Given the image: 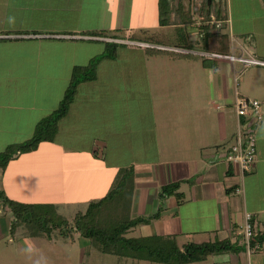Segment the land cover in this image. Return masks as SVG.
Returning a JSON list of instances; mask_svg holds the SVG:
<instances>
[{
    "label": "crops",
    "instance_id": "obj_1",
    "mask_svg": "<svg viewBox=\"0 0 264 264\" xmlns=\"http://www.w3.org/2000/svg\"><path fill=\"white\" fill-rule=\"evenodd\" d=\"M168 1L170 23L160 24L159 0H0V151L30 138L58 107L74 65L87 64L107 41L122 44L116 59L99 63L95 80L79 85L54 140L0 171V190L17 202L54 205L63 216L105 197L118 171L133 166L131 216H160L126 236L171 235L179 246L228 239L231 249L187 264H264V248L248 250L243 234L246 212L264 233V120L255 127L252 171L243 176L225 156L238 128L237 93L264 97V80L255 73L262 91L251 97L240 80L230 81L228 58L200 54L264 60V0H229L230 38L215 12L221 0H213L210 31L227 35V53L203 48L206 0ZM102 30L108 35L88 33ZM177 181L182 197L161 198L162 187ZM6 210L0 202V214ZM10 221L0 222L2 235Z\"/></svg>",
    "mask_w": 264,
    "mask_h": 264
},
{
    "label": "trees",
    "instance_id": "obj_2",
    "mask_svg": "<svg viewBox=\"0 0 264 264\" xmlns=\"http://www.w3.org/2000/svg\"><path fill=\"white\" fill-rule=\"evenodd\" d=\"M213 2L211 0L209 3V0H206L203 7L199 9V14L203 18V24L200 25L203 48L206 51L227 53L230 48L227 35L210 31L215 29L217 24L212 21L211 16L215 9L212 6ZM169 6L168 0H159L160 24L170 23ZM215 12L220 19H226L220 8ZM189 20L190 23H194L192 17ZM88 33L108 35L103 30ZM121 45L115 41H107L103 52L92 57L87 64L73 66L68 85L58 107L36 123L30 138L9 144L0 151L2 169L19 154L36 149L43 141L54 140L58 132V124L68 114L79 85L95 80L99 63L103 59H116ZM180 185L179 181L164 185L160 197L171 195L182 197L179 191ZM134 191L135 170L133 166H130L118 171L114 186L105 197L90 203L85 211L77 212L71 219H62L54 205L17 202L8 198L2 190H0V202L11 212L13 217L11 226L15 231L23 227L28 229L29 237H44L49 241L74 240V235L78 233L89 242L91 248L121 258L149 260L163 264H187L205 260L210 255L233 247L228 239L202 243L188 242L179 246L176 237L171 235L126 236L132 227L150 222L160 216V213H156L155 215L132 217ZM54 217L60 221L55 222ZM256 239L263 242L264 233H258Z\"/></svg>",
    "mask_w": 264,
    "mask_h": 264
},
{
    "label": "rangeland",
    "instance_id": "obj_3",
    "mask_svg": "<svg viewBox=\"0 0 264 264\" xmlns=\"http://www.w3.org/2000/svg\"><path fill=\"white\" fill-rule=\"evenodd\" d=\"M221 3H222L221 12L227 14V18L225 22L226 27H224V30L227 33H229V38H230V3L229 0H221ZM150 33H146V35L143 34L144 35L143 38L149 39L146 38L145 36L149 37L151 35ZM123 36L127 37V35L125 34ZM165 43L173 44L174 41L170 40V41H166ZM98 52L99 51L95 52V54L98 55L99 54ZM96 55H93L92 57ZM250 58L261 60V58L258 57H250ZM14 59L18 60V55H16ZM227 62L230 63V78H232L230 79V81L234 82L235 79L237 81L240 80L239 85L241 87L242 92L245 93L247 90L253 91V93L249 94L251 97H253L255 91H260V92L262 91L261 88H258L259 80L255 77L256 76L255 73L260 74V78L264 80V70H260V71L257 70L263 66L251 65L248 67H244L243 64L239 62H232V61H227ZM0 66H1V62H0ZM234 70L236 71L235 76L233 72ZM236 80L235 83H237ZM49 81L50 82H47L46 84L52 85L53 84L52 80ZM235 85L237 87V84ZM230 91L234 92L231 86H230ZM255 98L261 100L264 105L263 96L256 95ZM263 120H264V116L258 124H260ZM255 137L257 141L256 133H255ZM253 167L251 171L253 170ZM0 171H2L1 167H0ZM81 210L82 209H80L79 211ZM79 211L75 210L73 212L72 211L66 212V214L63 215L61 218L71 219ZM6 213L8 215L3 217V215H5ZM155 213H159V210H155ZM0 217H1L0 222L2 221L3 225L5 218L6 219L9 218L11 220L10 225L8 226V230H7L8 232L7 233L5 232L6 234L2 235L3 228H0V233H1L0 234V264H118V262L120 263L121 261H126V260L128 261L130 259L134 260L133 258L125 259L124 257L120 259L118 256H115L113 254L102 253L95 248H91L89 242L76 232H75L76 234L74 235L75 237L74 240L59 239L57 241H49L44 237H29L28 229L22 227L20 230L15 231V229L11 226L13 217L10 211L7 210L3 212L1 211ZM54 218H55V222L60 221V219L58 220L56 217ZM4 227L6 231L7 226L5 225ZM141 227L142 226H137L134 230L135 232L129 231L127 235L130 236L134 234L136 235L140 234ZM14 232L15 234H13ZM137 260L138 259H135V262L137 263L139 262L140 264H163L160 262L149 261V260H144V261L141 260L137 261ZM127 264H129V262H127Z\"/></svg>",
    "mask_w": 264,
    "mask_h": 264
},
{
    "label": "built area",
    "instance_id": "obj_4",
    "mask_svg": "<svg viewBox=\"0 0 264 264\" xmlns=\"http://www.w3.org/2000/svg\"><path fill=\"white\" fill-rule=\"evenodd\" d=\"M129 44H139L136 41H127ZM146 46H155L148 43H141ZM177 51H184L183 49H177ZM200 54L210 57H223L228 58L232 62H239L244 67L251 65L264 66V60H259L250 57L236 56V55H217L208 52H200ZM236 112L238 115V128L234 134V141L228 146L226 152V160L237 165L244 176L250 172L255 161L257 152V141L255 137V127L262 120L264 116L263 103L256 98H250L242 96L237 93L236 98ZM241 188H237L236 192H240ZM246 221L243 228V234L245 237V243L247 249L250 251H257L264 248V241L259 242L256 239L257 233L254 230V224L252 222L253 215L250 212H246Z\"/></svg>",
    "mask_w": 264,
    "mask_h": 264
},
{
    "label": "water",
    "instance_id": "obj_5",
    "mask_svg": "<svg viewBox=\"0 0 264 264\" xmlns=\"http://www.w3.org/2000/svg\"><path fill=\"white\" fill-rule=\"evenodd\" d=\"M209 2H210V0H209Z\"/></svg>",
    "mask_w": 264,
    "mask_h": 264
}]
</instances>
